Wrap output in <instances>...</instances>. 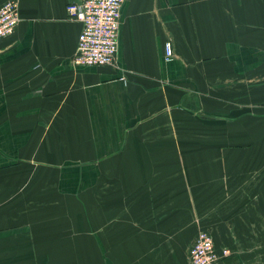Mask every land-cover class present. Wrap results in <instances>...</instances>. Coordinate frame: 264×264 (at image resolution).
Segmentation results:
<instances>
[{"label":"crops","instance_id":"1","mask_svg":"<svg viewBox=\"0 0 264 264\" xmlns=\"http://www.w3.org/2000/svg\"><path fill=\"white\" fill-rule=\"evenodd\" d=\"M15 1L0 264H189L200 229L264 264V0H124L104 66L72 64L76 0Z\"/></svg>","mask_w":264,"mask_h":264},{"label":"built area","instance_id":"2","mask_svg":"<svg viewBox=\"0 0 264 264\" xmlns=\"http://www.w3.org/2000/svg\"><path fill=\"white\" fill-rule=\"evenodd\" d=\"M124 0H76L66 5L68 16L82 24L77 39L74 66H104L115 62L117 37ZM20 21L19 5L6 0L0 5V39L12 34ZM172 56L170 42L164 44V59ZM230 254L229 249L217 251L207 230L197 231L188 250L189 264H216Z\"/></svg>","mask_w":264,"mask_h":264},{"label":"rangeland","instance_id":"3","mask_svg":"<svg viewBox=\"0 0 264 264\" xmlns=\"http://www.w3.org/2000/svg\"><path fill=\"white\" fill-rule=\"evenodd\" d=\"M189 259V258H188Z\"/></svg>","mask_w":264,"mask_h":264}]
</instances>
